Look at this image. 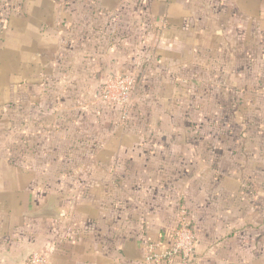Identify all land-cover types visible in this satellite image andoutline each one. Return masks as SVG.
<instances>
[{"label":"rangeland","instance_id":"374dc122","mask_svg":"<svg viewBox=\"0 0 264 264\" xmlns=\"http://www.w3.org/2000/svg\"><path fill=\"white\" fill-rule=\"evenodd\" d=\"M174 1L177 0H106L108 5L98 8L115 14L116 32L121 28L128 32L127 26L132 25L133 39H143L129 55L131 60V56L136 57L134 61L118 65L121 68L112 75L131 72L139 84L127 121H122L121 110L106 109L115 114L116 125L120 126L117 134L123 131L157 134L166 140L174 136L175 143L165 142L162 150L173 148L183 154H194L193 159L185 155L180 160L185 182L180 189L147 191L145 185L127 194L171 200L175 216L173 239L176 231L188 226L195 235V252L200 245L215 246L231 237L235 240L234 247L242 248L249 257L259 255L260 264H264V0H192V10H179L173 6ZM168 3L172 7H167ZM86 8L82 0H68V3L67 0H0V172L5 174L6 181H12L14 175L9 167L15 163L21 167V180L25 182L45 177L55 182L61 178L55 174L60 170L56 159L59 149L53 148L56 141L61 142L60 123L55 122L56 127L47 134L51 142L44 141L43 136L34 137L33 129L20 136L17 133L16 137L15 129L31 113L27 107L15 111L22 102L15 96L19 82L26 83L32 69L34 74L45 78L46 67L51 70L52 57H61L65 44L48 34V39L32 37L29 41L20 38L19 33L16 38L14 33L21 29L35 35L39 31L46 34L44 29L52 23L56 24L54 31L57 27L61 29L66 21L62 10H92ZM11 22L16 25L15 31L9 30ZM164 52L176 54L175 58L171 54L167 57H172L169 65L174 61L179 64V78L166 92L156 93L154 88L152 93L147 92V75L160 67ZM103 82L98 84L101 90ZM139 88L143 103L136 102ZM101 90L86 96L90 101L96 98L93 99L96 110L104 106H101ZM92 113L86 115L85 121L93 118ZM158 124H161L159 129ZM20 138L26 143L19 144ZM126 140L130 143L129 137ZM18 153L25 156L19 157ZM47 164L52 174L29 173V166ZM80 166L88 169L91 164ZM189 166L192 168L189 172L183 171ZM133 176H127L126 181L142 182ZM75 177L64 176V180L71 184ZM78 177L86 183L98 179L107 184L116 182L117 189H121L119 182H124L120 175L86 172ZM188 188L195 191L199 188L198 197L190 191L188 196ZM109 193L119 200L125 197V190ZM169 207L165 206V215ZM203 233L208 237L202 238ZM245 264H252V260H246Z\"/></svg>","mask_w":264,"mask_h":264},{"label":"crops","instance_id":"0c3cea01","mask_svg":"<svg viewBox=\"0 0 264 264\" xmlns=\"http://www.w3.org/2000/svg\"><path fill=\"white\" fill-rule=\"evenodd\" d=\"M82 1L86 9L90 7L92 10H62L66 21H63L61 29L56 28L58 31L53 30L56 24L52 23L50 28L44 29L46 34L40 33L39 29L37 35L21 32V29L14 33L16 38L19 33L20 38L29 41L32 37L48 39L49 35L65 44L62 56L52 57L51 70L46 67L45 78L34 74L32 69L29 80L24 84L19 82L15 96V99L22 100L15 111L27 107L31 113L15 129L16 137L17 133L20 136L26 130L33 129L36 132L34 137L40 139L43 136L44 141L51 142L47 134L56 127L55 122L60 123L61 142L56 141L53 148L59 149L56 159L59 160L60 170L55 174L61 178L55 182L47 177L25 182L21 180V167L16 163L9 167L10 174L14 175L12 181H6L5 174L0 172V264H26L36 252L45 253L48 264H146L147 243H158L160 249L165 250L173 241L175 216L171 200L163 201L162 197L145 194L138 197L127 192L145 185L147 191L171 187L180 189L185 183L181 177L180 160L185 159V155L192 158L194 154H183L173 148L162 150L165 142L175 143L174 136L166 140L157 134H129L123 130L117 134L120 126L116 125L115 114L106 109H119L100 98L101 106H104L96 110L98 107L93 103L95 97H92V101L86 99L93 91L100 93L98 84L120 69L118 65L130 62L132 49L143 39H133L132 25L127 26L128 32L122 28L116 32L115 14L112 16L111 10H98L108 5L106 0ZM172 4L179 10H192L193 6L192 0H177ZM172 4L166 6L172 7ZM11 23L9 30L15 31L16 25ZM161 54V69L159 67L147 75V92L152 93V88L156 93L166 92V88L169 85L173 87L175 79L179 78V64L174 61L169 65L172 57H167V54H171L175 58L176 54ZM131 57L132 62L136 57ZM48 61L46 57V63ZM138 85L136 82L134 92ZM140 88L137 103H143ZM158 94L163 96L166 93ZM90 102L92 104L89 105ZM89 113L94 116L90 121H85ZM160 125L156 128L159 129ZM101 128L103 131H100ZM149 130L150 127L146 131ZM128 137L130 143L126 140ZM32 139V135L28 137L30 142ZM179 140L177 138L176 142L179 143ZM18 142L21 144L24 141L20 138ZM18 156L25 155L18 153ZM7 159L9 161L10 158ZM83 163L91 166L88 169L81 167ZM29 169L34 176L53 173L49 164L45 167L29 166ZM191 169L189 166L183 171L189 172ZM86 172L110 177L120 175L124 177V182H119L121 189H117L116 182L107 184L99 179L92 183L80 181L78 176ZM68 175H76L74 183L64 180V176ZM127 176H133L137 181L141 179L142 182L133 184L132 179L126 181ZM118 190H125L123 200L111 197L109 193ZM188 191L196 193L198 197L199 188L196 191L188 188ZM165 206H170L167 215ZM207 237L202 234V238ZM234 241L230 237L215 246L200 245L192 264H245L249 259L252 264H255V260L260 264L259 255L256 258L254 254L247 256L242 248L233 246Z\"/></svg>","mask_w":264,"mask_h":264},{"label":"built area","instance_id":"2783aa9c","mask_svg":"<svg viewBox=\"0 0 264 264\" xmlns=\"http://www.w3.org/2000/svg\"><path fill=\"white\" fill-rule=\"evenodd\" d=\"M136 82V76L132 74H118L108 77L103 83L101 99L121 110L122 121H127L131 113ZM160 248V244L154 242L145 245L146 264H189L196 250L195 235L183 225L176 231L171 245L165 250ZM26 264H48V256L33 253Z\"/></svg>","mask_w":264,"mask_h":264}]
</instances>
